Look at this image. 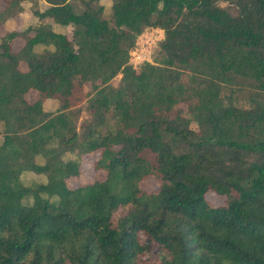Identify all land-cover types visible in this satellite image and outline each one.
<instances>
[{
	"label": "trees",
	"instance_id": "obj_1",
	"mask_svg": "<svg viewBox=\"0 0 264 264\" xmlns=\"http://www.w3.org/2000/svg\"><path fill=\"white\" fill-rule=\"evenodd\" d=\"M23 1L6 0L0 24ZM44 1L34 14L57 27L0 42V264H264V0H112L110 15L100 0ZM146 28L164 30L161 58L137 70ZM244 86L249 107L233 101ZM96 151L106 179L70 187ZM149 176L157 191L141 188Z\"/></svg>",
	"mask_w": 264,
	"mask_h": 264
},
{
	"label": "rangeland",
	"instance_id": "obj_2",
	"mask_svg": "<svg viewBox=\"0 0 264 264\" xmlns=\"http://www.w3.org/2000/svg\"><path fill=\"white\" fill-rule=\"evenodd\" d=\"M75 6L79 9L81 7V0H73ZM100 3L105 6L106 15H110L112 0H100ZM220 4L231 11L235 12V8L224 0H220ZM7 5L6 0H0V9H4ZM23 9L14 17L8 19L4 24H0V42L2 38L10 31H24L29 26H38L40 24L46 23L53 27L54 22L50 19L40 20L37 15H35V11L44 9L47 4L44 0H24ZM56 26V25H54ZM57 27V26H56ZM65 32L69 37L72 36L73 26L69 25L64 28ZM33 34V32L31 33ZM164 30L160 28H146L142 34H140L137 38L136 44L131 51L130 55V64L133 65L134 68L139 70L141 66L150 61L152 63H157L161 58V41L164 39ZM12 49L14 51H19L25 45V39L23 37H17L12 41ZM37 51H42L45 46L37 45ZM158 64V63H157ZM20 67L23 70H27L28 66L25 62L20 63ZM122 74H118L113 79V84L118 86L121 82ZM92 88L89 83H86L82 90H79L77 97L75 98L72 109L78 110L79 114L77 115V129L78 131H83L84 126L91 119L92 110L89 106V99H87L84 95L91 92ZM34 93L28 94V100L34 101L39 98V93L34 89ZM226 94H229V90H225ZM249 94V86H244L243 90L240 92L233 94V101L235 104H238L241 107H249L251 102L248 99ZM83 96V97H82ZM59 106V101L54 99L46 100L44 103V108L46 110H56ZM186 107V104L183 105ZM193 127L198 130V127L193 124ZM1 138V136H0ZM100 156V151H96L93 153L85 154L81 157V167H80V175L76 177H72L67 180L70 187H77L81 184L93 183L96 180H104L106 179V172L103 170H99L95 167V163ZM68 157L75 158V154H68ZM23 180L26 184H33L35 182H41L45 179L43 175L36 174L33 172H26L23 175ZM141 188L146 191H157L159 189V182L154 176H149L141 181ZM207 200L215 205L219 206L226 201V197L223 195H219L214 191H209L206 195Z\"/></svg>",
	"mask_w": 264,
	"mask_h": 264
},
{
	"label": "crops",
	"instance_id": "obj_3",
	"mask_svg": "<svg viewBox=\"0 0 264 264\" xmlns=\"http://www.w3.org/2000/svg\"><path fill=\"white\" fill-rule=\"evenodd\" d=\"M24 62V61H23ZM36 90V89H35ZM34 91V89H31L27 94H26V98L28 99V94L30 95L31 93H34L33 92ZM37 92L39 93V91L37 90ZM35 100H37V99H35ZM34 100V101H35Z\"/></svg>",
	"mask_w": 264,
	"mask_h": 264
}]
</instances>
